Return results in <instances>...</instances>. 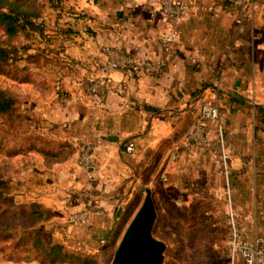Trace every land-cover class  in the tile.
Returning <instances> with one entry per match:
<instances>
[{
	"label": "crops",
	"instance_id": "crops-1",
	"mask_svg": "<svg viewBox=\"0 0 264 264\" xmlns=\"http://www.w3.org/2000/svg\"><path fill=\"white\" fill-rule=\"evenodd\" d=\"M71 1L70 31L52 45L72 62L36 85L19 82L29 88L23 105L34 104V127L45 142L42 151L13 156L20 160L15 179L24 188L16 196L42 203L52 221L87 206L86 224L98 233L108 232L111 206L130 181L150 186L155 203L193 195L221 200L227 175L215 153L218 124L201 116L203 104L218 103L231 200L249 236L264 239V0H185L186 15L177 22L164 16L157 0ZM174 27L176 40L165 47L161 35ZM104 44L152 57L162 71L113 69L107 95L91 94L86 85L103 75ZM202 121L207 140L194 142L189 132ZM131 140L136 148L128 152ZM90 142L96 152L86 168L78 157ZM13 157L5 159L13 163Z\"/></svg>",
	"mask_w": 264,
	"mask_h": 264
},
{
	"label": "rangeland",
	"instance_id": "rangeland-1",
	"mask_svg": "<svg viewBox=\"0 0 264 264\" xmlns=\"http://www.w3.org/2000/svg\"><path fill=\"white\" fill-rule=\"evenodd\" d=\"M24 2L30 9L37 11L41 16L40 18H44L43 25H41L42 29L27 30L19 36L8 38L0 26V44L18 46L21 48L18 55L23 54L24 56L26 54L23 47L30 46L32 55L20 60L19 67L26 64V66H30L33 78L38 80L44 77L48 80V78L57 75L58 67L62 69L66 66L62 62L63 60L59 59L52 51L56 48V45L52 44H55L57 36H67L66 34L70 31L71 27L68 23L71 11L69 6L72 1L65 0L61 9L53 8L49 0H24ZM80 15H82L81 12ZM47 53L50 57H46ZM36 66L44 67L38 69ZM30 82L34 85L37 83L35 80ZM34 85L33 88H35ZM23 87L18 79L0 73V88H6L12 93L22 95V101H25L27 99L25 94L29 91V88ZM31 104V107L21 105V111L17 108L13 114L18 112H21V114H28V112L30 115L34 114L35 106L33 103ZM24 109H27V111ZM29 123L30 121L25 120L20 130L26 131ZM10 124L5 114H0V139L5 135V131L7 133L11 131L12 126ZM11 160H13L14 167L20 164L18 158L14 160L13 157ZM4 162L5 152L0 146V174L5 173L12 179V186L7 191V196L11 200L19 202L21 198L16 195L23 194L24 188L20 186L19 182L21 180L15 179L16 171L12 167L4 168ZM119 194L118 200L114 203L118 205V210H115L114 204L111 206L114 216L106 233H98L93 229H89L90 224L88 226L86 223L89 221L90 216L86 217V222H81L73 220L72 213L70 216L58 217L55 221L51 219L43 221L40 224L42 231L53 240L64 242L73 251L94 255L97 260L95 264H111L129 222L142 203L145 194L144 186H136L135 181H130L125 191L119 192ZM156 203L158 217L154 226V235L167 243L164 264H230L227 196L215 202L199 200L196 195H193L188 201L180 199L162 201L157 198ZM10 218L11 216L0 215L1 222H7ZM16 219L19 227L13 229L16 232L13 234L14 237L7 242L2 241V244L7 246V253L13 255V259H8L0 253V264H51L33 257L34 249H30L29 246L16 247L15 244L22 235L20 228L28 226L30 218L17 215ZM55 264L77 263L63 262Z\"/></svg>",
	"mask_w": 264,
	"mask_h": 264
},
{
	"label": "trees",
	"instance_id": "trees-1",
	"mask_svg": "<svg viewBox=\"0 0 264 264\" xmlns=\"http://www.w3.org/2000/svg\"><path fill=\"white\" fill-rule=\"evenodd\" d=\"M53 8L61 9L64 0H49ZM40 14L30 9L24 0H0V26L8 38L21 35L27 30L42 29L44 18H40ZM30 46H24L26 56L18 55L21 48L18 46H11L10 44H0V73H5L11 78L18 79L19 82L33 81L40 82L41 79L36 80L32 77L30 66H21L20 60L28 57L31 54ZM55 55L63 60L66 65L72 59L66 56L57 54L54 48ZM56 51V52H55ZM36 55V54H33ZM50 57L46 54V57ZM18 65H17V64ZM10 65V66H9ZM38 69L44 66H36ZM33 68V67H32ZM23 106L22 97L19 94L12 93L6 88H0V114H5L6 119L11 123V131L0 139V146L4 149L6 158H11L19 153H29L30 151L40 150L41 143L45 142L44 137L34 127L37 122L34 114L13 112L20 106ZM25 108V107H24ZM27 111V109H24ZM26 121H30L27 125L26 131H21ZM13 134V135H11ZM5 159L4 168L12 167L14 171L18 168L14 167L13 163ZM12 179L10 176L0 174V215L11 216L7 222L0 221V253L6 258L13 259V255L7 253L6 244L2 241H9L16 233L14 228L19 227L17 222L18 216H28L30 222L28 226L21 227L20 232L22 235L16 242L17 248H22L23 245L30 249H34V256L42 262H49L51 264L73 262L77 264H95L97 262L94 255L73 251L66 246L64 242L53 240L51 237L46 236L40 224L43 221L51 219L52 213L49 208L44 206L39 201H13L7 196V191L10 189ZM18 229V228H17ZM229 232V227H228Z\"/></svg>",
	"mask_w": 264,
	"mask_h": 264
},
{
	"label": "built area",
	"instance_id": "built-area-1",
	"mask_svg": "<svg viewBox=\"0 0 264 264\" xmlns=\"http://www.w3.org/2000/svg\"><path fill=\"white\" fill-rule=\"evenodd\" d=\"M164 16L175 22L181 20L186 15L185 0H157ZM237 4H243L244 0H233ZM238 22H242L239 18ZM179 31L176 27L161 35V40L165 47H170L176 40ZM102 51L105 55L102 61L98 62L103 75L95 76L89 79L86 90L101 98L105 97L112 89V79L109 75L113 69L125 71L129 74L151 73L159 74L162 71V65L159 61L152 57L137 56L117 44H104ZM223 111L218 103H205L201 107V116L203 118H212L217 121L218 139L221 145L216 155L223 163L225 173L227 175V224L229 227V258L230 264H264V239L262 237H250L242 226L233 202L231 200V186L228 181V161L229 153L226 151L225 127L221 121ZM205 125L199 122L189 132V138L194 142H205ZM128 152H133L136 148L134 141L125 142ZM96 152V145L93 142L86 143L79 154L78 162L80 165L88 168L93 164ZM176 158V154L172 155ZM165 179H167L164 176ZM90 216V209L84 206L80 210L72 212V219L76 221L86 222V217Z\"/></svg>",
	"mask_w": 264,
	"mask_h": 264
},
{
	"label": "water",
	"instance_id": "water-1",
	"mask_svg": "<svg viewBox=\"0 0 264 264\" xmlns=\"http://www.w3.org/2000/svg\"><path fill=\"white\" fill-rule=\"evenodd\" d=\"M141 205L129 222L111 264H164L167 243L154 235L158 217L153 189L145 186Z\"/></svg>",
	"mask_w": 264,
	"mask_h": 264
}]
</instances>
